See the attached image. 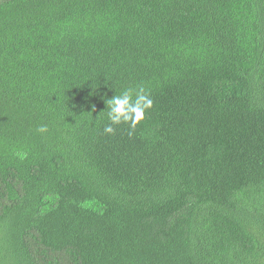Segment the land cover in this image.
<instances>
[{
    "label": "trees",
    "instance_id": "16d2710c",
    "mask_svg": "<svg viewBox=\"0 0 264 264\" xmlns=\"http://www.w3.org/2000/svg\"><path fill=\"white\" fill-rule=\"evenodd\" d=\"M0 264H264V0H0Z\"/></svg>",
    "mask_w": 264,
    "mask_h": 264
},
{
    "label": "clouds",
    "instance_id": "9594fccd",
    "mask_svg": "<svg viewBox=\"0 0 264 264\" xmlns=\"http://www.w3.org/2000/svg\"><path fill=\"white\" fill-rule=\"evenodd\" d=\"M106 104L109 123L104 127V132L114 134L115 126L120 124H128L131 129H135L146 118L147 112L153 108L154 101L144 88H130L106 99ZM47 130L46 125L37 129L40 133Z\"/></svg>",
    "mask_w": 264,
    "mask_h": 264
}]
</instances>
